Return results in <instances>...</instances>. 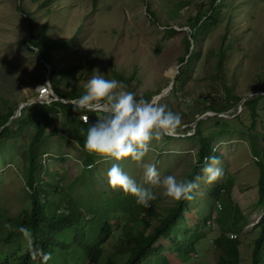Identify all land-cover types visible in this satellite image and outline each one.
<instances>
[{
	"label": "rangeland",
	"instance_id": "obj_1",
	"mask_svg": "<svg viewBox=\"0 0 264 264\" xmlns=\"http://www.w3.org/2000/svg\"><path fill=\"white\" fill-rule=\"evenodd\" d=\"M178 1L183 4L177 5V12L168 14L165 10ZM220 1L217 0V3ZM209 2L210 0H24L21 4L23 13L17 8L19 0H0V109L6 110L9 105H15L17 114L13 119L19 118L21 105L37 103L40 89L51 85L49 73L40 66L42 60L38 53L29 51L25 46L30 34L37 37L44 27L51 43L71 41L69 46L54 52L58 60L55 72L57 78L62 79L60 87L65 91L70 92L75 87L84 89L94 70L99 69L106 78L126 84L127 90L134 92L138 99L151 100L164 94L158 96L160 102L179 113L182 124H186L178 131L177 136L164 137L160 142L153 140L150 151L140 163L130 158L116 161L103 157L90 168L92 172L88 175H93L92 180L84 177L80 181L81 186L86 183L93 185L91 192L103 193L107 190L112 193L114 189L108 183L107 171L113 164H119L138 184L153 191L159 199V207L163 209L172 205L175 200L165 196L161 187L151 186L143 181V164L154 163L162 177L175 175L177 179H186V175L192 172L196 164L200 143L189 140L188 136L192 132L183 130L195 129L197 124L192 123L193 120L209 115L203 119V127L205 135H216L214 152L222 157L220 167L223 169V175L218 181H232L231 199L249 220L244 231L238 236L229 233V237L232 240L238 239L240 243L241 264H251L252 251L264 219V210L258 206L259 163L260 160L264 162V99L256 108L257 115L254 117L251 110L244 111L245 106L240 105L241 101L222 113L213 112L210 107H221L224 100L233 95L241 100L246 98V101L259 95L264 96V0H226V4L220 9V19L211 23L209 33L201 35L199 44L193 42L190 52L186 53V39L192 33L190 19L203 14L210 7ZM149 4L150 9L156 13V21L148 13ZM222 4L223 1L220 5ZM29 13L34 19V28H31L26 19ZM170 29L176 31L170 32ZM221 50H224L225 57L219 62ZM197 52L200 55L191 61L189 78L185 79L181 90L177 91L173 85L171 90L164 93L172 81L175 82L180 69L184 70L186 67L185 64H180V59ZM46 67L51 70V66ZM64 100H67L66 103L74 101ZM95 113L90 116L94 123L102 115ZM238 115L241 121H238ZM221 118L226 121L222 125H227L225 128L228 130L224 135H219L222 128L216 125V121ZM61 121L58 119L54 122L51 129L55 123L56 129H60ZM254 121L256 128L252 129ZM14 129L18 130L17 140L20 146L24 145V141L30 142L28 126L15 125ZM59 135L64 138L56 136L44 142L43 146L48 148L44 163L48 165L49 173L63 174L65 178L62 183L68 185L81 176L83 156L79 145H75V140L68 139L63 132H59ZM252 144L257 146L263 158L254 153ZM8 146L17 145L10 143ZM21 149L22 147L13 152L0 153V157L7 155L5 161L0 159V203L8 210L4 218L20 214L25 205L27 189L21 177ZM60 156L65 157L66 161L59 160ZM204 167H199L195 181L199 188L194 191L191 203L198 199L200 203H207L212 207L215 204L210 205L212 202L207 199V187L210 185L202 179ZM76 191L77 194L86 193L81 188ZM200 203L189 209L192 212L197 211L196 209L206 211L200 207ZM220 204L221 201L217 202V207L220 208ZM216 214L217 211L214 210L213 217ZM189 217L184 215L183 219L188 221ZM196 217L191 216L192 219H197ZM114 225L120 226L104 245L105 254L100 264H106L107 258H122V254L127 252L123 250L121 254L119 247L129 231V228L123 231L121 227L128 225L121 222H115ZM236 225L235 222L231 223V226ZM203 231L207 232V237L202 244H198L199 253L194 256L191 264H217L224 248L214 246L212 241L219 237V229L211 221ZM164 240L154 247L164 245ZM166 245L169 247L170 242ZM166 255L171 264H181L177 252H167Z\"/></svg>",
	"mask_w": 264,
	"mask_h": 264
},
{
	"label": "trees",
	"instance_id": "obj_2",
	"mask_svg": "<svg viewBox=\"0 0 264 264\" xmlns=\"http://www.w3.org/2000/svg\"><path fill=\"white\" fill-rule=\"evenodd\" d=\"M23 1L19 0L17 6L21 12H23L21 6ZM222 1L223 4L220 5ZM96 3L97 1H95ZM209 3L210 7H207L203 14L190 19L192 33L186 39V53L190 52L193 42L199 44L201 35L209 33V25L220 19L219 17L222 15L220 9L226 4V0H221L220 3H217V0H210ZM178 4H183V2L178 1L165 11L168 14H175ZM148 13L154 21L157 20L156 13L150 9V4ZM26 19L31 28H34V19L31 13L26 15ZM169 31L175 32L176 30L170 29ZM46 32L47 29L44 27L37 37L30 34L25 41L26 49L31 52H34V49L37 50L36 52L42 60L40 66L49 73L50 83L55 94L62 99L76 100L84 93L85 89L75 87L70 92L65 91L60 87L62 79L57 78L55 72L58 60L54 56V52L69 46L71 41L51 43ZM199 55L200 53L197 52L192 55L188 54V58L180 59V64H185L186 67L184 70L180 69L175 79L174 86L177 91L181 90L185 79L189 78L191 61L193 58H198ZM224 57L225 52L221 50L219 62ZM46 65L51 66L50 71ZM263 99V95L249 99L244 103V111L251 110L253 117L256 116V108ZM239 101L241 99L238 96H229L221 107L212 106L210 110L226 112ZM16 114L17 106L15 105H9L6 110L0 109V153L13 152V150L22 147V153H19L23 167L21 177L27 191L25 205H23L21 213L16 216L5 217V219L4 214H8V210L0 203V264H100L105 254L104 245L114 236L115 229L120 226H115V222L128 225V227H121V230L125 231L126 228H129V231L122 246L119 247L121 254L123 250L127 252L122 254V258H107L106 264H171L168 255H166L167 252H177L181 264H191L195 259L194 256L199 253L198 244H202L207 237V232L203 230L211 221L216 224L220 233L212 243L216 247L224 248L222 255L218 257L217 264H241L240 243L238 240L230 239L229 233L240 234L244 231L249 220L231 199L232 181H226V179L223 182L216 181L207 187V199L212 202L210 205L215 204L212 207L206 202V205L200 203L201 201L197 199L194 203L188 200L174 201L172 205L163 209L158 205V198L150 201L149 206L145 207L137 204L135 197L123 191L91 192L93 185L86 183L81 186L80 181L84 177L92 180L93 175H88L92 172L90 168L103 158L89 153L84 148L87 128L89 124L94 123L90 116L96 113L75 111L73 104L55 101L51 104H30L21 109V118L12 119ZM87 114L88 119L90 118L89 124H86L82 119V116ZM239 116H237L238 121H241ZM58 119L63 120L60 129H56V123L51 129L53 123ZM196 121L194 119L192 123ZM222 122L226 121L222 118L216 121V125L222 128L219 130V135L228 133L225 128L227 125H222ZM203 124L204 120H201L195 129L183 130V132L192 131V135L188 136V139L197 140L200 143L196 164L192 168V172L186 175V179L193 182L196 181L199 167L206 166V158L212 156L218 157L219 160L222 158L213 151L216 135H205ZM15 125L28 126L30 142L25 143L24 141V145L20 146L17 140L18 130L14 129ZM184 125L186 124H182V126ZM251 128H256L255 121L251 124ZM59 132H63L68 139L79 141V149L83 156L82 167H80L81 176L68 185L62 183L65 178L63 174L49 173L50 169L44 163V157L48 151V148L43 146L44 142L46 140L48 142L49 138L60 136ZM60 138L64 137L60 136ZM10 143H15L17 146H8ZM252 147L254 153L263 158L257 146L252 144ZM6 156L1 155L0 159L5 161ZM58 158L63 162L66 161L63 156ZM259 164L261 171L258 206L264 210V162L260 160ZM80 188L85 190L84 195L76 193V190ZM219 201L222 203L220 204L221 209L216 205ZM196 202L200 203V207L206 211L196 209L197 211L192 212L189 207L197 204ZM214 210L217 211L215 217H213ZM184 215L190 216L187 219L190 223L183 219ZM191 216H197V219H192ZM232 222L237 225L231 226ZM22 227L30 230L31 243H29V238L19 231ZM259 228L261 232L255 241L251 264H264V219ZM194 229L195 232H193ZM149 230L151 233L148 234ZM182 238H186V240ZM162 239H165L164 245L154 247ZM168 241L170 242L169 247L166 245ZM47 254H50L51 258L45 260L44 257Z\"/></svg>",
	"mask_w": 264,
	"mask_h": 264
},
{
	"label": "clouds",
	"instance_id": "obj_3",
	"mask_svg": "<svg viewBox=\"0 0 264 264\" xmlns=\"http://www.w3.org/2000/svg\"><path fill=\"white\" fill-rule=\"evenodd\" d=\"M84 89V93L73 101L74 110L102 113L91 124L88 117H82L89 124L84 141V148L89 153L116 161L130 158L140 163L150 151L153 140L160 142L164 137H176L182 127V116L161 103L158 97L160 95L151 100L138 99L134 92L127 90L126 84L106 78L99 69L94 70ZM74 143L79 145V141ZM220 164L221 161L216 156L206 158V166L202 169V179L206 184L211 185L222 177L223 169ZM107 178L114 190L122 189L135 197L139 205L147 207L150 201L156 199L150 188L138 184L119 164L110 167ZM143 181L151 186L161 187L163 194L175 201L193 200L194 191L199 188L198 183L177 179L175 175L162 177L154 163L143 164ZM19 231L31 243L30 230L22 227ZM50 258V254L44 257L45 260Z\"/></svg>",
	"mask_w": 264,
	"mask_h": 264
},
{
	"label": "built area",
	"instance_id": "obj_4",
	"mask_svg": "<svg viewBox=\"0 0 264 264\" xmlns=\"http://www.w3.org/2000/svg\"><path fill=\"white\" fill-rule=\"evenodd\" d=\"M55 101H61L66 103V101L62 98H59L55 95L54 90L50 84L45 85V87L41 88L39 91V99L37 103L41 104H51ZM73 104V103H70ZM82 117H88L87 115H83ZM83 119V118H82ZM84 120V119H83Z\"/></svg>",
	"mask_w": 264,
	"mask_h": 264
},
{
	"label": "water",
	"instance_id": "obj_5",
	"mask_svg": "<svg viewBox=\"0 0 264 264\" xmlns=\"http://www.w3.org/2000/svg\"><path fill=\"white\" fill-rule=\"evenodd\" d=\"M36 51H37V50H36ZM48 79H49V77H48ZM174 83H175V82L172 81V83L170 84L169 88H168L164 93H167L169 90H171V89L173 88ZM162 95H164V94H161L159 97H161ZM251 96H252V95H251ZM251 96H250V97H251ZM59 98H60V97H59ZM65 101H67V100H65ZM245 101H246V98L243 99V100H241L240 105H241V106L244 105ZM26 106H28V104H22L21 107H20V111H21L22 108H24V107H26ZM207 117H209V115H204V116H202L201 118L197 119V121L195 122V124H197L199 121H201V120H203V119H205V118H207ZM12 119H13V118H12Z\"/></svg>",
	"mask_w": 264,
	"mask_h": 264
}]
</instances>
